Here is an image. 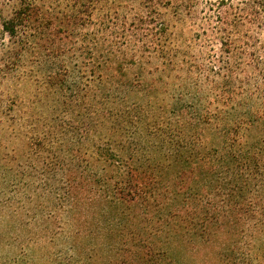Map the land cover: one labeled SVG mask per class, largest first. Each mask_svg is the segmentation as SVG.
<instances>
[{"label": "trees", "instance_id": "16d2710c", "mask_svg": "<svg viewBox=\"0 0 264 264\" xmlns=\"http://www.w3.org/2000/svg\"><path fill=\"white\" fill-rule=\"evenodd\" d=\"M6 1L0 84L35 91L0 100V216L62 248L43 263L78 264L98 239L130 249L114 264L154 263L214 224L264 248V0H144L92 47L68 40L98 0Z\"/></svg>", "mask_w": 264, "mask_h": 264}, {"label": "rangeland", "instance_id": "374dc122", "mask_svg": "<svg viewBox=\"0 0 264 264\" xmlns=\"http://www.w3.org/2000/svg\"><path fill=\"white\" fill-rule=\"evenodd\" d=\"M144 0H104L99 4L97 1L92 16L87 24L82 28L72 32V36L69 38V41H72L74 36L84 37L86 39L85 45L93 46L95 35L99 38V29L104 28L105 25H109V22H106L108 18L114 22H120L124 20V17L132 16L130 10L133 6H139ZM6 0H0V9H3V13H6ZM73 0H42L40 1L41 5L49 10L50 12L57 13L60 10H63L66 5L73 4ZM119 14L118 20L113 19L115 15ZM86 18V17H85ZM83 22V19L81 20ZM100 22H103L102 24ZM111 25V24H110ZM112 28H118L117 23L111 25ZM73 28V27H72ZM70 28V30H72ZM55 29V28H54ZM75 30V28L73 29ZM72 30V31H73ZM54 31H57L55 29ZM61 35V34H58ZM25 40V36L22 37ZM0 44L8 45V41L3 39L2 33L0 32ZM99 49V46H98ZM29 67L35 68L30 63ZM11 79L5 80L0 84V100H2V106H5L4 111L8 113L7 108L10 109L12 100H29L32 98L35 88H32L28 84L27 79L20 73ZM33 91V92H32ZM21 109L15 107L11 110V114L14 116L20 115ZM14 228H9V224L3 217L0 216V264H21L19 262L22 259L24 254L33 255L36 254L35 264H46L43 263V259L48 260L49 257L46 256L45 252L38 250L39 247H35L34 243L29 240L30 237L25 236L26 229L19 227L18 218H13ZM219 224H214L210 228L209 238L204 239H195L184 238V239H173L170 240L175 242V245H172L168 249V258H157L154 263L149 264H264V248L257 247L253 244L248 243L247 241H242L238 234L235 232L234 228L231 226H224L223 228L218 226ZM132 227H138L136 224L132 223ZM140 228V227H139ZM136 228V229H139ZM150 231V229H149ZM226 235L224 238L220 235ZM108 237V236H107ZM106 237V238H107ZM104 240V241H103ZM99 242V239L91 242L90 252H86V258L78 264H114L125 261V259H130L129 250L126 252L124 250L120 253H117V247H113L110 240L103 239ZM93 244V245H92ZM130 247V246H129ZM60 246L55 248V256H59L57 252L61 250ZM133 249V248H132ZM36 251L34 253V251ZM40 251V253H39ZM51 252L53 250H50ZM39 253V255H38ZM53 253V252H52ZM118 254V256H117ZM124 254V255H123ZM121 255H123L121 257ZM50 258V257H49ZM50 258V259H51ZM69 259L68 257H62ZM63 260V259H62ZM31 263V264H34Z\"/></svg>", "mask_w": 264, "mask_h": 264}]
</instances>
